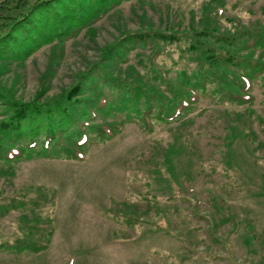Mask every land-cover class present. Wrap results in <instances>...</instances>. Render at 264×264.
Segmentation results:
<instances>
[{
	"label": "rangeland",
	"instance_id": "obj_1",
	"mask_svg": "<svg viewBox=\"0 0 264 264\" xmlns=\"http://www.w3.org/2000/svg\"><path fill=\"white\" fill-rule=\"evenodd\" d=\"M56 2L1 14L0 264H264V0Z\"/></svg>",
	"mask_w": 264,
	"mask_h": 264
},
{
	"label": "trees",
	"instance_id": "obj_2",
	"mask_svg": "<svg viewBox=\"0 0 264 264\" xmlns=\"http://www.w3.org/2000/svg\"><path fill=\"white\" fill-rule=\"evenodd\" d=\"M51 3L54 4L52 7L57 6L56 0H8L0 6V22L3 17L1 16L2 12L10 11L12 7L21 12L24 10H32V7L35 8L36 6H43V8H47ZM28 13L29 12L24 14L19 13L18 18H20V20L22 21L25 20V18L29 16ZM231 57L234 58L232 55ZM72 97L73 96L71 95H68L66 97L63 96L58 99L48 101L45 104H26L13 102L14 111L12 121L19 124L24 118L42 116L43 118H45L48 124L50 123V121L54 122V124H62L64 122L63 116L67 115L70 112L68 104L73 103ZM11 126L12 125H7L6 128H10Z\"/></svg>",
	"mask_w": 264,
	"mask_h": 264
}]
</instances>
